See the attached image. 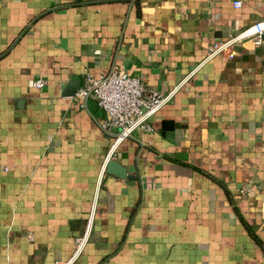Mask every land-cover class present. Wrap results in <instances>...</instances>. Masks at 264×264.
Here are the masks:
<instances>
[{
    "label": "crops",
    "instance_id": "crops-1",
    "mask_svg": "<svg viewBox=\"0 0 264 264\" xmlns=\"http://www.w3.org/2000/svg\"><path fill=\"white\" fill-rule=\"evenodd\" d=\"M233 1L0 0V264L68 260L89 219L75 264H264V44L206 59L264 20ZM85 70L180 86L106 160L104 113L63 95Z\"/></svg>",
    "mask_w": 264,
    "mask_h": 264
},
{
    "label": "built area",
    "instance_id": "built-area-1",
    "mask_svg": "<svg viewBox=\"0 0 264 264\" xmlns=\"http://www.w3.org/2000/svg\"><path fill=\"white\" fill-rule=\"evenodd\" d=\"M232 4L235 9H239L242 3L235 0ZM263 35L264 20L254 23L233 37L212 43L206 59L217 55L233 56L234 46L248 39L255 46H261L264 44ZM45 85L46 81L43 78H38L32 83L38 90L43 89ZM179 86L168 93H162L144 86L140 79L129 76L124 71L112 70L106 75L94 77L85 70L82 84L73 98L78 101L81 108H86L87 103L92 101L104 113L105 118L99 126L103 132L112 136V144L106 156V160H110L122 141L132 138L137 132L143 135L152 132L149 122L151 117L167 105ZM140 142L144 144L143 139ZM90 229L91 219L88 220L85 233L73 240L71 257L54 264H75L88 242Z\"/></svg>",
    "mask_w": 264,
    "mask_h": 264
},
{
    "label": "water",
    "instance_id": "water-1",
    "mask_svg": "<svg viewBox=\"0 0 264 264\" xmlns=\"http://www.w3.org/2000/svg\"><path fill=\"white\" fill-rule=\"evenodd\" d=\"M80 88V82L71 81L63 91L64 96L73 97L76 90ZM106 170L108 173L113 174L119 178H126V173L123 167L114 161H109L106 165ZM130 178V177H127Z\"/></svg>",
    "mask_w": 264,
    "mask_h": 264
}]
</instances>
